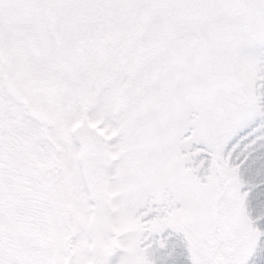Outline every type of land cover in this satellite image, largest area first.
<instances>
[{"label":"snow or ice","instance_id":"obj_1","mask_svg":"<svg viewBox=\"0 0 264 264\" xmlns=\"http://www.w3.org/2000/svg\"><path fill=\"white\" fill-rule=\"evenodd\" d=\"M0 264H264V0H0Z\"/></svg>","mask_w":264,"mask_h":264}]
</instances>
